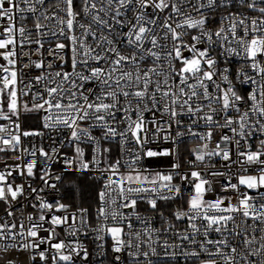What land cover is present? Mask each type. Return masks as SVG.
<instances>
[{
	"label": "snow or ice",
	"instance_id": "1",
	"mask_svg": "<svg viewBox=\"0 0 264 264\" xmlns=\"http://www.w3.org/2000/svg\"><path fill=\"white\" fill-rule=\"evenodd\" d=\"M228 3L230 0H206V3L203 0H80V8L77 10L75 0H55L54 4L48 3V0H0V19L8 21L6 25L0 24V58L5 62L0 64V100L6 99L7 102L6 112L0 107V118L11 121L12 116L18 115L20 96L28 95L33 88L42 86L43 91L37 90L33 96L32 108L24 105V110H44L47 113L45 127L59 126L70 129V140L76 143L75 152L78 158L84 156L80 143H94L96 147L93 149L92 163L97 166L102 163V151L108 152L109 149L101 151L100 138L93 136L91 129L99 128L105 140L119 137L125 151L128 150V142L143 148L149 136V121L144 117L147 111L155 113L162 109L163 113L168 114L169 127L173 122L180 123L175 118L182 111L203 119L210 130L202 136L199 133H191L193 136H199L202 141L211 140L212 127L230 128L233 135H223L220 138L225 145H231L234 140L239 145L240 140L235 137L247 139L257 131L264 134V103L257 100L259 95L260 100L264 101V64L258 60L259 56H264V0H239L242 6L258 12L259 17L248 18L230 13L223 18L225 21H231L230 26L226 27L222 23L215 33L206 30V17L201 10H211ZM49 8L53 9L51 15L47 14ZM188 8L191 11H185ZM165 11L169 14L163 18V23H160L159 16ZM25 12L36 17L34 27L40 36L55 38L57 42L54 48L49 49V54L61 62L55 65L60 69L55 72L50 71L54 65H45L44 61L24 65L25 68L34 66L41 70L40 75L24 85L27 91L20 88L23 81L22 73L16 67L19 58L17 49L22 48L25 43H35L38 46L36 51L39 52L44 44L41 39L30 40L24 36V27H15L14 22L18 17L22 21V14ZM129 12L132 13L131 19L127 18ZM192 12L199 14V18H193ZM41 20H54L56 29L45 33L43 29L47 25ZM82 20L84 22H81ZM124 28H127V31H123ZM157 28L160 29L159 32ZM241 28L243 35L239 33ZM190 29H200L198 35L191 36L192 43L184 39L189 35ZM17 32L23 39L18 40ZM213 36L217 39L214 40ZM205 40L209 45L219 43L222 47L234 43L237 47H225V52L243 56L251 62L250 67L261 75V85L253 88L248 95V99L253 101L249 110L240 112L239 103L244 98L237 94L230 83L224 89L217 84L215 96L209 91L218 73L217 61L210 56L209 47L197 46ZM164 41H171V45ZM69 50L70 58L67 57ZM185 50L191 53L190 57L184 55ZM68 59L71 64L70 71L64 70ZM147 59L151 60V66L144 67ZM45 67L49 69L47 73L44 72ZM227 71L224 69L225 73ZM221 79L227 82L228 76L222 75ZM245 80L256 83L252 77H245ZM89 83H94L99 91L86 87ZM213 104L219 107H213ZM205 108L207 111H204ZM230 110L238 113L237 119L227 115ZM201 112L204 113L203 116L199 115ZM219 112L226 114L223 124L214 120ZM250 112L258 114L259 119L255 121V125L248 123ZM117 121L124 125L123 132L118 131ZM150 123L156 125L157 132L162 131L160 121L155 117ZM19 127L18 124L15 125L17 132ZM0 134H4L0 136V144L4 146L0 147V151H6L21 144V135L37 136L41 133L23 132L15 135L9 131L8 126L0 125ZM179 135L182 133H177V136ZM207 146V143H204L193 150L196 161H204L205 156H222L225 161L231 160L229 147H222L217 143L213 151L205 152ZM260 148V151L240 152L237 160L242 166L259 165V175H240L238 183H231L229 180L228 184L223 186L225 192L234 190L239 193L236 203H232L231 198L226 200L224 197H217L214 201L206 200L205 193L210 190V185L200 171L193 170L179 177L181 181H188L193 186V193L188 199V210L178 211L175 215L177 219L187 217L190 228L196 234L200 232L196 221H203V234L206 239L199 247L209 259L201 261V264H240V261H243V264H264V192H258L256 197L249 196L247 192H239V186L251 190L264 188V140L260 141ZM57 151L52 149L53 154ZM39 153L50 158V154L43 148L39 149ZM31 154L34 156L35 150ZM170 154L167 150L158 153L149 149L143 152L147 157ZM140 158V154H137L131 159L126 175L119 173V160L108 163L102 170V173L106 174V182L105 191L99 194L102 206L98 209V216L105 219L110 216L115 222L113 226L101 230L111 234L116 252L121 251L124 243L121 239L124 230L119 224L127 219V216L119 211L120 208L132 209L136 207L138 200L147 199V203L155 209L157 199H172L181 195L180 187L173 184L174 174L157 172L145 175L135 167ZM35 165V160L26 165L28 176L33 175ZM88 167V163L81 164L82 169ZM16 168L23 173L24 168L21 165H16ZM173 168L178 169L179 165L174 164ZM212 174L219 175L215 172ZM11 175V171L0 172V201H15L23 194V186H14L8 182ZM112 192L118 193V198L123 201L117 205L116 210H110L108 207ZM149 193L155 194V197L144 195ZM111 203L115 205L116 199H112ZM39 207L51 210L53 205L41 203ZM56 208L65 209L66 205L58 204ZM85 213L86 210H81V224L85 223ZM7 215L11 217L14 213L8 211ZM28 219L31 220L32 217L29 216ZM45 219L44 215H40V221ZM68 219L67 216H53L51 224H65ZM249 221L252 223L249 224ZM230 224L232 227H229ZM128 226L131 228V224ZM41 227V224L35 223L28 227L23 223H0V252L7 254L13 249H39L40 244L45 242L38 234ZM213 232L223 238L207 239ZM257 232L261 233L259 238L255 235ZM54 235L53 228L47 239L51 240ZM229 237L237 241L236 245L230 242ZM184 239L190 237L185 236ZM191 242L195 243V240L192 239ZM240 242L244 246L243 254L239 250ZM209 245L213 246L215 251H209ZM66 247L70 248L63 242L50 244V248L57 252L53 257V264H56V261L71 262L73 253L79 255L75 248H70L68 254H64L62 250ZM226 247L230 249L229 252L224 251ZM84 256L87 257L86 251ZM39 258L46 260V251H40ZM7 264H16V261L9 259Z\"/></svg>",
	"mask_w": 264,
	"mask_h": 264
},
{
	"label": "built area",
	"instance_id": "2",
	"mask_svg": "<svg viewBox=\"0 0 264 264\" xmlns=\"http://www.w3.org/2000/svg\"><path fill=\"white\" fill-rule=\"evenodd\" d=\"M194 2V0H193ZM206 3V0H203ZM48 3L54 4L55 0H48ZM77 10L80 8V0H75ZM47 7V5H46ZM53 9H48V15H51ZM185 11H191L190 8ZM206 17V30L215 33L223 23L226 27L230 26L231 21H225L223 18L230 13L235 15H242L248 18L259 17V13L242 6L239 0H230L226 6L216 7L214 9H202L201 10ZM169 13L165 11L159 16L160 23H163V18ZM24 19L21 21L19 17L14 22L15 27H24L26 32L24 36L29 37L30 40L41 39L44 47L37 52V45L35 43H25L22 48H18L19 58L16 65L17 69L22 73L21 79L23 83L20 88L24 89V85L33 78L41 74L40 69H36L34 66L25 68L24 65L31 62L44 61L45 65L52 63L54 67L50 70L55 72L60 70L55 65L61 62L55 59L49 54V49L54 48L57 42L55 38L51 36H40L34 27L36 17L32 13H23ZM39 15V14H37ZM132 13H127V18L131 19ZM193 18L198 19L199 14L192 12ZM47 27L43 29L45 33H48L56 29V22L43 21ZM81 22H84L83 20ZM7 20L0 19V24L6 25ZM127 31V28L122 29ZM159 32L160 29L157 28ZM189 35L185 36V41L192 43L191 36L198 35L200 29L188 30ZM240 35H243V29L239 30ZM227 34V33H226ZM16 36L18 40L23 39L17 32ZM250 38V37H249ZM213 39H217L213 36ZM171 45V41H164ZM124 47V45H118ZM198 47H209L210 56L216 59V71L217 75L214 77V83L210 85L209 91L213 96L217 95L216 85L218 84L221 89L227 88L230 85L234 88L238 95H241L244 100L239 103L240 112L243 113L251 108L253 101L248 99V95L253 91V88H257L261 85L262 79L256 70L250 67V61H247L241 55H232L225 52V47H237L234 43H229L222 47L219 43L215 45H209L207 41H202L197 45ZM150 47V45H149ZM239 50V49H238ZM24 53H30V55H24ZM184 55L190 57L191 53L187 50L184 51ZM70 50L67 53V57L70 58ZM258 60L264 64V56H259ZM5 63L0 58V64ZM178 65V62H177ZM103 66V65H101ZM144 67L151 66V60L147 59V63ZM227 69V73L224 72ZM64 70L70 71L71 64L68 59L67 66ZM207 70V68H205ZM242 70V71H241ZM49 69L45 67L44 72L47 73ZM222 75L228 76V81L221 79ZM245 77H252L256 83L247 82ZM86 87L95 88L98 92L99 88L94 83H89ZM27 91V89H24ZM37 90L43 91L42 86L33 88L28 95H22L19 98V112L15 117H11V121L0 118V125L8 126L9 131L12 134L19 135L23 132H39L37 136H23L21 135V144L16 148H8L6 151H0V172L11 171L12 175L9 177L8 182L15 185L23 186V194L19 195L15 201H0V223L12 222L17 225L23 223L25 227L32 224H41L39 229V236L44 238L45 242L40 244L39 249L31 250H10L7 254L0 252V264H7L9 259H14L16 264H53V257L57 255L55 249L50 248V244L63 242L70 248H75L79 251V255L73 253V260L71 262L56 261V264H159V263H177L187 264L189 262H201L209 259L206 253L202 252L199 245L206 239L204 236L203 221H196L200 232L196 234L190 228V223L187 217L177 219L176 213L178 211L188 210V199L193 193V186L188 181H181L180 176L189 174L191 171H200L203 178L209 181L210 190L205 193V199L208 201H214L217 197H224L226 200L231 198L232 203H236V197L239 195L234 190L223 191V186L231 183H238V177L240 175H259V165H241L237 163L240 152L248 151H260V141L264 140V134L258 131L249 136L247 139H235L240 140L239 145L235 143V140L231 145H225L221 141L223 135L232 136L230 128L212 127L211 140L202 141L199 136H193L191 133H199L201 136L207 133L210 129L205 125L203 119H198L197 116H193L186 111L180 112L175 118L180 123H172L169 127L167 121L169 119L168 114L161 111H147L144 113L146 121H149V136L146 144L143 148L132 142H128L126 147L127 151L122 149V142L119 137L109 138L107 140L102 138V132L99 128L91 129L93 136L100 138L99 147L101 151L103 148L109 149L111 155L107 158H103L102 163L97 166L92 163V157L94 155L93 149L96 147L94 143L83 142L80 143V147L83 149L84 156L75 159L76 143L70 140L71 131L64 127H45V116L47 113L44 110H37L39 112V118L33 122L24 123V103L29 109L32 108L34 103L33 96ZM94 98V97H93ZM257 100L261 103L259 95ZM39 102V101H36ZM206 103V102H205ZM213 107H219V105L213 104ZM179 111V109H178ZM207 111V108L204 109ZM27 114V113H26ZM203 112L199 115L203 116ZM234 120L238 118V113L230 110L227 114ZM155 117L160 121V128L162 131H156V125L150 123ZM226 118L224 112H219L214 117V120L218 124H223ZM259 119L258 114L250 112L249 124L255 125V121ZM193 121H196L194 124ZM18 124L19 131H16L15 125ZM25 124L28 127H25ZM118 131H124V125L119 124L117 121ZM87 126V125H82ZM238 127V125H234ZM29 128V129H25ZM177 133L182 135L177 136ZM4 134H0L2 136ZM165 137H170L166 139ZM207 143L205 152L213 151L216 148L217 143H220L222 147H229L231 153V160L225 161L222 156H205L204 161H196L193 150L198 146H202ZM0 147H4L0 144ZM43 148L45 152L50 154V158H46L40 155L39 149ZM55 148L58 151L53 154L52 149ZM155 152L169 151L170 155H157L154 157H147L143 155V152L147 150ZM26 150V151H25ZM35 150L36 154L33 156L31 153ZM140 154L141 158L135 165L138 170H142L145 175L157 172L162 174H174L175 178L173 184L178 185L181 189V195L173 197L172 199H157V207L153 209L148 203L147 199H140L137 202L135 208L127 209L120 208L119 211L127 216V219L119 224L123 228V234L121 239L124 241L121 246V251H114L115 241L111 239L107 232L102 231V228L113 226L115 223L109 216L107 219L98 216V209L102 206L100 200V192L105 191V178L106 174L102 173V170L108 166V163H115L117 160L121 162L119 173L126 175L129 172L128 163L131 159ZM103 156V152H102ZM19 157L20 159H16ZM264 159V157H262ZM32 160L36 161V165L33 169V175L28 176L26 172V165ZM71 161V163H68ZM88 163L87 169H82L81 164ZM21 165L24 168L23 173L16 168V165ZM178 164L179 168L174 169L173 165ZM246 169V170H243ZM219 173V175H213L212 173ZM70 175H78L95 179L98 182L97 193V206L90 212L88 209L81 207L76 209L57 210L56 205L64 204L67 206V194L65 192V186H69L68 177ZM59 177V179H57ZM118 178V177H117ZM191 179V178H190ZM35 189V191H33ZM239 192H247L249 196L256 197L258 192H264V188L259 190L247 189L244 186H239ZM145 196L155 197V194H144ZM112 199H116V204L111 203ZM123 201L118 198V193L112 192L109 197L108 207L110 210H116L117 205ZM41 203L52 204L51 210L41 209L39 205ZM81 210H86L84 214L85 223L81 224L80 216ZM8 211L14 213L13 216L7 215ZM40 215L45 216V221H40ZM32 219L29 220L28 217ZM53 216L68 217V222L65 224L54 226L51 224V218ZM75 216V220H73ZM239 220V218H238ZM249 224L252 221L248 222ZM131 224V228H129ZM229 227H232L230 224ZM55 229V235L51 240L47 237L49 233ZM18 231V229H17ZM251 231V229L249 230ZM257 238L261 233H255ZM185 236H189L190 239H184ZM223 237L217 233H211L207 239L217 240ZM20 239L19 237L17 238ZM192 239L195 243H192ZM230 242L236 245L237 241L233 237H229ZM2 243V242H0ZM258 246V245H257ZM209 251H215L213 246H207ZM69 247L63 249L64 254H68ZM82 249L83 251H80ZM239 250L241 254L244 252L243 243H239ZM46 251V260L39 258V252ZM87 252V257L84 256V252ZM225 252H229V248L224 249ZM147 253V255H145ZM197 253L198 255H193ZM34 256V259H33ZM119 258V259H117ZM219 260V257H217ZM222 264V262H221ZM243 264V261H240Z\"/></svg>",
	"mask_w": 264,
	"mask_h": 264
},
{
	"label": "trees",
	"instance_id": "3",
	"mask_svg": "<svg viewBox=\"0 0 264 264\" xmlns=\"http://www.w3.org/2000/svg\"><path fill=\"white\" fill-rule=\"evenodd\" d=\"M25 127H28L25 124ZM69 186H65L67 194V208L76 209L84 207L92 212L97 206L98 182L95 179L70 175L68 178ZM200 262H189L187 264H199ZM177 264V263H159Z\"/></svg>",
	"mask_w": 264,
	"mask_h": 264
},
{
	"label": "rangeland",
	"instance_id": "4",
	"mask_svg": "<svg viewBox=\"0 0 264 264\" xmlns=\"http://www.w3.org/2000/svg\"><path fill=\"white\" fill-rule=\"evenodd\" d=\"M23 105H25V103ZM0 107H2L5 112L7 111V102H6V99L0 100ZM15 116L16 115H14L12 117H15ZM38 118H39V112L37 110H35V111H29V112H24V117H23L24 123L25 122L26 123L27 122L29 123L30 121L33 122V121L37 120ZM25 129H29V128H25ZM103 149H105V148H103ZM110 155H111V152L110 151L103 152V158L104 159L107 158V157H109ZM75 159L76 160L78 159L77 154L75 155ZM108 235L111 237V239H113L110 233H108ZM199 264H201V262Z\"/></svg>",
	"mask_w": 264,
	"mask_h": 264
},
{
	"label": "water",
	"instance_id": "5",
	"mask_svg": "<svg viewBox=\"0 0 264 264\" xmlns=\"http://www.w3.org/2000/svg\"><path fill=\"white\" fill-rule=\"evenodd\" d=\"M128 209V208H127Z\"/></svg>",
	"mask_w": 264,
	"mask_h": 264
}]
</instances>
